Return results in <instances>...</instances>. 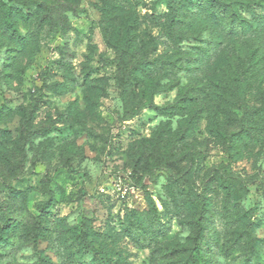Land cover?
Returning a JSON list of instances; mask_svg holds the SVG:
<instances>
[{
    "label": "rangeland",
    "instance_id": "1",
    "mask_svg": "<svg viewBox=\"0 0 264 264\" xmlns=\"http://www.w3.org/2000/svg\"><path fill=\"white\" fill-rule=\"evenodd\" d=\"M0 264H264V0H0Z\"/></svg>",
    "mask_w": 264,
    "mask_h": 264
},
{
    "label": "trees",
    "instance_id": "2",
    "mask_svg": "<svg viewBox=\"0 0 264 264\" xmlns=\"http://www.w3.org/2000/svg\"><path fill=\"white\" fill-rule=\"evenodd\" d=\"M219 6H209L208 10L210 14H217V8ZM218 51H216L215 53H217ZM232 60L235 62V66L236 68L240 67L239 61L236 64V59L232 58ZM232 61V62H233ZM175 71H178L181 69V64L179 61H175ZM224 67V66H223ZM223 69V68H222ZM221 69V70H222ZM227 76V75H226ZM226 76H224L223 80H222V84L224 85L223 81H225ZM235 76L238 77V79L240 80V76H239V72L235 73ZM199 89L196 90V93L194 94L196 96V100H193V102L195 101L196 104H202L203 102L207 101V98H209L207 89L205 86H202V90L201 87L198 86ZM226 87V86H225ZM158 91H155L153 94H155ZM190 96V91L189 90H185L183 88H179V94H178V100L175 102V104H173L171 106L170 110H166L164 107H158L157 110L159 112H161L162 114L165 112H170V114L172 116H185L187 115V113L192 109V105H191V101H192V97ZM217 98H221L223 100V96L224 94H216ZM198 115V113H196ZM161 115V114H160ZM199 116V115H198ZM201 118V116H199V119ZM216 119V120H215ZM195 120L194 118H191L188 120L187 123H192L194 124ZM222 123L219 120V118H214L212 119V121H210V126L208 127V133L211 137L216 138V140H221L223 139L224 144H233L235 142V140L237 141V139H235V135H232L230 137H227L225 135V132H222L220 130L219 127H221ZM223 126V125H222ZM192 129V127H191ZM243 150V149H242ZM241 149H238L237 151L234 149L229 153V157L233 160L235 157V155H237L239 152L242 153Z\"/></svg>",
    "mask_w": 264,
    "mask_h": 264
}]
</instances>
